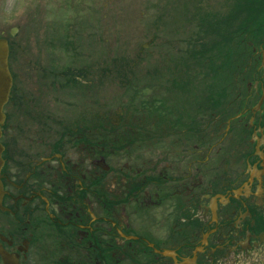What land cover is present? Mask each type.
I'll list each match as a JSON object with an SVG mask.
<instances>
[{"label":"flooded vegetation","instance_id":"obj_1","mask_svg":"<svg viewBox=\"0 0 264 264\" xmlns=\"http://www.w3.org/2000/svg\"><path fill=\"white\" fill-rule=\"evenodd\" d=\"M8 3L0 264H264V10L224 51L162 24L105 65L100 16Z\"/></svg>","mask_w":264,"mask_h":264},{"label":"rangeland","instance_id":"obj_2","mask_svg":"<svg viewBox=\"0 0 264 264\" xmlns=\"http://www.w3.org/2000/svg\"><path fill=\"white\" fill-rule=\"evenodd\" d=\"M239 1H242L240 6ZM16 2L17 0H9L8 9L15 10ZM246 3L247 0H70L68 8L59 9L56 6L55 9L60 15L69 14L73 19H86L89 32H93L96 17H101L104 63L107 65L114 58L117 62H130L137 50V40L140 39V43L146 42L155 30L158 42L152 46L153 51H160V47L170 49L160 43L167 37L160 28L162 24L169 27L182 25L184 29L193 31L196 30L193 25L197 22L203 23L210 30L218 20L230 22ZM230 12H234V15ZM202 13L205 14L201 15ZM224 35L228 38L230 31H226ZM171 36L173 34H168V37ZM200 40L203 42L202 35ZM234 52L232 47L231 53ZM218 61L217 56L215 62ZM115 84L112 79L106 80L105 94L125 96V87Z\"/></svg>","mask_w":264,"mask_h":264},{"label":"trees","instance_id":"obj_3","mask_svg":"<svg viewBox=\"0 0 264 264\" xmlns=\"http://www.w3.org/2000/svg\"><path fill=\"white\" fill-rule=\"evenodd\" d=\"M242 1L238 2V5H241ZM262 8V6H260L257 2V0H247V3L243 5V7L241 8V10H238L235 14V18L232 17L230 22H227L229 20H218L214 23L213 28H211L210 30H208L206 27L207 31H213L219 36V34L221 32H226L229 31L233 32L235 31V27H237L240 22L246 23L247 25H250L251 23H255V20L257 19L256 15L258 13V11ZM241 11V12H240ZM243 12H244V21L240 20V17L243 16ZM231 15H234V12H230ZM205 13H202L201 15H204ZM237 16V17H236ZM206 19H202V21H204ZM202 23V22H201ZM203 24V23H202ZM230 27V28H229ZM218 40V38H217Z\"/></svg>","mask_w":264,"mask_h":264},{"label":"water","instance_id":"obj_4","mask_svg":"<svg viewBox=\"0 0 264 264\" xmlns=\"http://www.w3.org/2000/svg\"><path fill=\"white\" fill-rule=\"evenodd\" d=\"M7 53L8 47L5 39H0V123L2 122L3 113L2 106L4 102L7 100V96L9 93V89L11 86V75L8 70L7 65ZM2 146L0 144V152ZM1 156H0V167H1ZM0 191H1V183H0Z\"/></svg>","mask_w":264,"mask_h":264}]
</instances>
